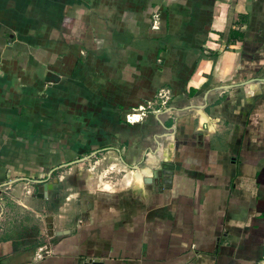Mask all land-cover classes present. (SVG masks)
<instances>
[{
	"label": "crops",
	"instance_id": "crops-1",
	"mask_svg": "<svg viewBox=\"0 0 264 264\" xmlns=\"http://www.w3.org/2000/svg\"><path fill=\"white\" fill-rule=\"evenodd\" d=\"M262 259L264 0H0V264Z\"/></svg>",
	"mask_w": 264,
	"mask_h": 264
},
{
	"label": "rangeland",
	"instance_id": "rangeland-1",
	"mask_svg": "<svg viewBox=\"0 0 264 264\" xmlns=\"http://www.w3.org/2000/svg\"><path fill=\"white\" fill-rule=\"evenodd\" d=\"M42 27H44V26H42ZM68 55V57L69 58H72V57H70L71 56V54H69V53H65V54H63V55H60V57H61V59H59L58 58V62L59 63H63L64 62V57L63 56H65V55ZM77 55H78V53H77ZM81 55V57L83 58V57H85V53L84 54H80ZM69 58H68V61H69ZM73 59V58H72ZM74 60V59H73ZM62 71H63V69H61ZM58 74V73H57ZM61 76H63V75H61ZM64 77H67V76H64ZM45 78H52V77H49L48 75H47V73H45ZM64 78L62 77L61 78V80L59 81L58 80V83L56 84V87H58V88H60L61 89V92L63 91V89H62V85L61 84H63V82H64V80H63ZM61 83V84H60ZM62 101L59 103V106L57 105V108H64L63 106H61L62 105ZM89 104H90V106H89V109H90V111H92V110H95L96 108H97V102H96V104H95V102L94 101H90V102H88ZM71 105H72V107L74 108L75 107V102L73 101L72 103H71ZM61 106V107H60ZM73 119V121H74V118H72ZM77 122H79V120H77ZM66 129V127H65V125L63 124V123H59L57 126H56V128L54 129L55 130V134H54V137H55V141H56V145H57V147H58V145H60V144H62L63 142H65V140L67 141V139L66 138H68L67 137V135H68V133H66L65 130ZM69 131V130H68ZM71 132V131H70ZM73 136H76V141H75V143H73V145H74V147L76 148V146L75 145H77V146H79V145H81V142H80V140H79V138H80V134L79 133H77V128L76 127H74V129H73ZM69 144V143H68ZM67 144V145H68ZM73 149L75 152H76V154H78L79 153V150L78 149ZM58 150V149H57Z\"/></svg>",
	"mask_w": 264,
	"mask_h": 264
},
{
	"label": "water",
	"instance_id": "water-1",
	"mask_svg": "<svg viewBox=\"0 0 264 264\" xmlns=\"http://www.w3.org/2000/svg\"><path fill=\"white\" fill-rule=\"evenodd\" d=\"M170 170L172 169L171 166H167ZM156 175H160L159 173H156ZM35 185V188L37 190V193L35 194L38 198H45L46 197V192H47V182L42 183V182H32Z\"/></svg>",
	"mask_w": 264,
	"mask_h": 264
},
{
	"label": "built area",
	"instance_id": "built-area-1",
	"mask_svg": "<svg viewBox=\"0 0 264 264\" xmlns=\"http://www.w3.org/2000/svg\"><path fill=\"white\" fill-rule=\"evenodd\" d=\"M154 24H156L155 21H154ZM154 24H153V28H156V25H154ZM132 117H136V116H135V115H132L131 117H127V121H128V122L133 121V120H132ZM256 264H264V259L258 261Z\"/></svg>",
	"mask_w": 264,
	"mask_h": 264
}]
</instances>
